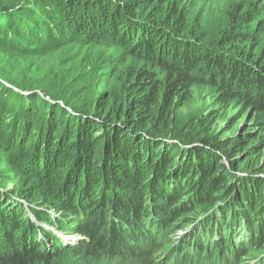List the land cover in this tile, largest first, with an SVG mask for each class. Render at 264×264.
Segmentation results:
<instances>
[{
    "label": "trees",
    "instance_id": "16d2710c",
    "mask_svg": "<svg viewBox=\"0 0 264 264\" xmlns=\"http://www.w3.org/2000/svg\"><path fill=\"white\" fill-rule=\"evenodd\" d=\"M245 9L217 37L187 0H0V52L18 76L42 74L0 78V264H241L264 250V144L221 140L205 117L197 137L176 130L195 87L264 116V47L246 52L264 20Z\"/></svg>",
    "mask_w": 264,
    "mask_h": 264
},
{
    "label": "rangeland",
    "instance_id": "374dc122",
    "mask_svg": "<svg viewBox=\"0 0 264 264\" xmlns=\"http://www.w3.org/2000/svg\"><path fill=\"white\" fill-rule=\"evenodd\" d=\"M190 1L194 13L191 22L196 25L200 24V28L204 29L207 33L220 36L223 30L225 17L228 9L232 4H245V11L248 12L250 17H255L256 20L251 26H254L257 21L264 20V0H187ZM186 4V0H181V6ZM263 31V32H262ZM262 32V33H261ZM251 47L246 44V52L254 54L262 52L264 47V27L260 30L259 42L251 43ZM22 63V61H14L0 52V78L5 85H9L8 79L23 80L24 76L40 77L42 74L34 70V66L28 68V64L24 66L23 75L18 76L16 71H13L12 66L14 63ZM207 118L211 130L216 133V137L226 141L228 137H241L244 141L248 140V147H258L264 144V116L256 113L253 108L236 102L230 106L221 107L217 104L215 92L209 87H195L193 98L186 107L179 111L178 123L179 129L183 134L193 133L197 137L202 133L201 128L198 127L197 118ZM194 121V123H193ZM179 136V132L177 131ZM264 159V146L261 148ZM238 158H241L243 163L246 159V150L244 147L239 148ZM261 160V161H262ZM12 186V185H11ZM11 186L9 188H11ZM220 217V215H217ZM198 221L192 223L190 229L198 224ZM184 231H178L175 234V239L180 237ZM63 236V235H62ZM73 238L69 243L76 242L78 238L74 235L63 236V239ZM264 250H253L244 257L240 262L241 264H264ZM64 262V263H63ZM59 264H117L116 262H108L104 260H96L91 258L90 261H85L81 257L72 256V258H64Z\"/></svg>",
    "mask_w": 264,
    "mask_h": 264
},
{
    "label": "water",
    "instance_id": "95a60500",
    "mask_svg": "<svg viewBox=\"0 0 264 264\" xmlns=\"http://www.w3.org/2000/svg\"><path fill=\"white\" fill-rule=\"evenodd\" d=\"M70 239H73L72 237L71 238H68V240H70Z\"/></svg>",
    "mask_w": 264,
    "mask_h": 264
}]
</instances>
